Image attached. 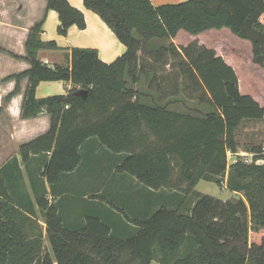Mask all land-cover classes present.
<instances>
[{"label": "trees", "instance_id": "1", "mask_svg": "<svg viewBox=\"0 0 264 264\" xmlns=\"http://www.w3.org/2000/svg\"><path fill=\"white\" fill-rule=\"evenodd\" d=\"M83 1L127 50L107 64L97 49L73 48L69 66L50 67L38 56L59 49L42 40L45 15L30 30L26 56L12 55L31 68L7 79L17 86L4 102L28 79L21 117L46 113L51 127L0 169V264H264L263 147L247 149L252 162L237 157L229 165V154L241 147V127L264 121V108L241 93L235 70L215 51L173 43L181 31L228 29L251 44L253 63L264 70V0ZM49 11L58 14L60 36L72 26L87 28L84 13L68 0H48ZM57 81L73 87L37 98L41 82ZM88 145L105 152L102 160L84 155ZM26 177L31 193L23 190ZM121 178L159 193V207L136 213L112 189ZM203 180L239 198L196 191ZM82 188L136 232L120 236L101 210L81 216L78 200L69 202L78 214L64 213L62 201L82 197L76 192ZM45 240L52 251H45Z\"/></svg>", "mask_w": 264, "mask_h": 264}, {"label": "crops", "instance_id": "2", "mask_svg": "<svg viewBox=\"0 0 264 264\" xmlns=\"http://www.w3.org/2000/svg\"><path fill=\"white\" fill-rule=\"evenodd\" d=\"M47 1L48 0H0V169L13 157H20L19 148L22 144L30 142L47 133L51 127V118L46 113L36 118L26 120L21 117L25 93L29 86L28 79H24L21 82L19 94L14 96L8 103L4 102V99L11 94L17 86L16 80L7 79L11 76L28 71L31 68V64L28 61L16 59L12 55L19 57L26 56V42L30 30L34 25L40 22L46 15L43 34L41 36L42 40L45 42L55 41L59 49L41 50L38 56L42 62H48L50 67L69 66L71 62V50L73 48L97 49L100 59L107 64L113 63L117 58L125 54L127 50L126 46L117 39L115 34L101 18L85 8L83 0L68 1L73 7L84 13L87 28L85 30H80L77 26H72L67 36H60L57 32L60 25L58 14L55 11L46 12ZM151 1L155 6H162L180 4L188 0ZM29 12H32L30 16H28ZM223 30L230 32L228 29ZM221 31L222 30H211L198 36L190 34L185 35L187 39L192 42L199 38L201 40L200 46H202L205 44L204 42L209 39L211 40L213 36L215 38L220 37L222 35V33H220ZM183 32L184 31L179 32L176 38L184 34ZM228 37L230 36L228 35ZM176 38L173 39L174 44ZM212 50L215 51L217 55L221 56L225 62L235 70L239 78L241 93L243 95L252 96L264 108V91L259 93L254 86L249 89L246 88L239 74L237 58L233 57L231 54H227V52L224 53L222 51V46H218ZM167 69L170 70L169 67H167ZM72 87V83L67 82H41L37 88V98L44 99L52 96L66 95ZM83 153L87 157L103 158L105 155L104 151L94 149L91 145H88V147L86 146L83 149ZM100 162L103 164V161ZM100 162L96 165L98 166ZM22 169L25 173L23 166ZM121 179L122 181H119L120 186L115 185L112 189L123 193L126 198V203L130 204V206L132 205L136 213L146 216L159 207V193L153 195L150 191L144 190L140 186L133 188L130 186L131 180L126 178ZM25 180V187L23 190L28 189L31 193L27 177ZM58 191H62L61 186ZM76 192L83 196L74 197L73 195L72 197V195H67L66 199H64L65 201H62V211H64V213L78 214L79 210L71 207V203H69L78 200L82 205V207H80L81 216L82 214L90 212V210L95 213L101 210L104 214V216H102L104 221L112 226L120 236H130L136 232V229L132 227V225L125 222L124 219L117 213H114V211L108 210L107 207H103L101 203H97L95 200H88L86 195L90 194V190L82 188L80 191ZM133 194L137 196L135 197ZM49 198L53 199L51 196ZM58 199L59 198H57V200ZM39 222L40 224L42 223L41 221Z\"/></svg>", "mask_w": 264, "mask_h": 264}, {"label": "rangeland", "instance_id": "3", "mask_svg": "<svg viewBox=\"0 0 264 264\" xmlns=\"http://www.w3.org/2000/svg\"><path fill=\"white\" fill-rule=\"evenodd\" d=\"M32 12L28 13V16H30ZM262 22L264 24V16L262 18ZM223 31V32H222ZM220 33L222 35L220 37L215 38L214 36L212 39L207 40L204 42L205 44L202 45L203 47L207 49H214L218 46H222V51L224 53L227 52V54H231L233 57H236L239 64V74L241 77V80H243L244 85L247 89L251 88L252 86L255 87V89L260 93L261 91H264V70L261 69L258 65L253 63L252 60V47L247 41L240 40L227 30H222ZM184 34L180 35L175 40V45L179 48L184 50L186 47L191 46L192 49H194V46L198 47L200 45V39L197 38L194 42L189 41L187 39V36L185 34H188L187 32H183ZM228 35L230 37H228ZM195 44V45H193ZM197 50V49H196ZM239 58V59H238ZM178 61L176 60L175 65L178 66ZM176 76L178 75L177 70H175ZM175 76V77H176ZM193 90H196L199 92L200 95V89L192 87ZM192 105V103H190ZM194 106V105H193ZM240 144L241 147L239 148V152L237 154H229V165L234 163L237 160V157H241L243 161L250 163L253 161L252 155L253 153H249L247 149L252 148V144L256 146H262L264 150V121H256V122H248L246 123L241 131H240ZM258 163L264 164V159H260ZM88 172H86L87 174ZM88 175V174H87ZM85 175L80 174V177ZM196 191L203 193L205 195L212 196L214 198L220 199L222 201H229L232 199H238L239 195L238 193L231 192L226 188L225 185L219 186L215 182L211 181H200L199 184L196 186ZM39 220L40 215H38ZM40 224L42 227L43 234L46 235V231H44V228H46L44 221H41ZM45 251L50 252L51 245L50 243L45 240ZM152 264H159L156 260L153 261Z\"/></svg>", "mask_w": 264, "mask_h": 264}, {"label": "built area", "instance_id": "4", "mask_svg": "<svg viewBox=\"0 0 264 264\" xmlns=\"http://www.w3.org/2000/svg\"><path fill=\"white\" fill-rule=\"evenodd\" d=\"M45 64H47V65H48V62H46ZM230 154H232V153H230ZM252 156H254V155H252Z\"/></svg>", "mask_w": 264, "mask_h": 264}]
</instances>
